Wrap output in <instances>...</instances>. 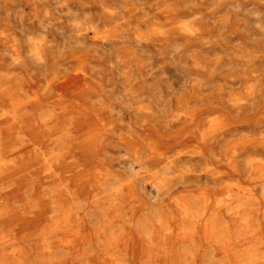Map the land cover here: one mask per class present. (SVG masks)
<instances>
[{
	"label": "clouds",
	"instance_id": "9594fccd",
	"mask_svg": "<svg viewBox=\"0 0 264 264\" xmlns=\"http://www.w3.org/2000/svg\"><path fill=\"white\" fill-rule=\"evenodd\" d=\"M0 264H264V0H0Z\"/></svg>",
	"mask_w": 264,
	"mask_h": 264
}]
</instances>
